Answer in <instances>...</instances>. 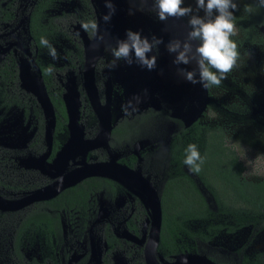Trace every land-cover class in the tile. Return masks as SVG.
Listing matches in <instances>:
<instances>
[{
  "label": "flooded vegetation",
  "instance_id": "1",
  "mask_svg": "<svg viewBox=\"0 0 264 264\" xmlns=\"http://www.w3.org/2000/svg\"><path fill=\"white\" fill-rule=\"evenodd\" d=\"M36 1L0 0V73L6 75L3 96L10 102L8 107H0L20 109L19 118L22 122L27 119L25 129L30 131L25 133L21 127L23 131H18L16 136L22 140L21 146L0 150V199L5 200H1L0 205L5 206L8 202L7 207H11L22 203L12 202L25 201L34 191L46 187L71 169L82 167V164L109 163V167L105 175L83 177L49 197L31 200L18 208L0 207V264L171 262L174 255L164 256L158 250L159 231L155 243L152 204L156 197L159 200L165 181L174 175L173 143L186 136L189 138L194 122L197 123L195 126L203 123L199 116L189 123L173 115L185 103L186 95L174 90L181 88L183 80L157 89V80L153 79L152 94L158 105L149 104L131 109L130 114L112 115L126 97L119 92L121 86L114 82L108 67V59L113 56L106 48L123 40V31L119 27L124 26V9L116 20L117 40L111 41L109 31L114 16L106 8L104 16L110 13V18L104 44H101V40H95L82 24L95 20L99 34L103 36L106 27L104 31L100 30L104 25L102 8L92 5L91 0H78L84 10L75 12L64 8L68 0H54L52 5L39 11L37 23L43 31L36 40L31 33L30 19ZM150 11L154 13L152 8ZM6 12L8 17L3 20ZM21 17L24 19L20 32H11ZM41 36H46L49 41L57 40L54 45L57 51L60 40L71 41V47L65 48L58 60L40 58V54L47 50L39 45ZM94 44L99 46L94 47ZM98 51L101 53L95 57L92 82L89 83L88 75L84 76L83 72L85 58L91 59ZM11 61L16 68L15 80H11L10 68L2 70ZM18 63L25 64L26 70H23L29 77L36 81L41 79L50 102L49 92L53 91L57 94L55 99L60 100V111L51 102L54 125L49 143L45 137L42 109L34 95L26 90L27 86L20 84ZM101 63L103 68H98ZM158 64L157 61L156 66ZM49 66L54 68L52 74L47 71ZM63 78L66 81L63 82ZM69 82L73 84L74 94L66 90ZM64 94L70 97L73 116L67 114ZM72 117L74 122H71L70 129L68 123ZM108 124L110 128L105 139L104 130ZM155 144L162 145L159 150L165 157L163 165L158 168L154 164L155 150H152ZM64 145L66 151L62 149ZM53 161L54 168L50 167ZM180 168L197 183L186 165ZM117 173L121 178L112 177L118 176ZM238 234H232L231 243L241 240Z\"/></svg>",
  "mask_w": 264,
  "mask_h": 264
},
{
  "label": "rangeland",
  "instance_id": "2",
  "mask_svg": "<svg viewBox=\"0 0 264 264\" xmlns=\"http://www.w3.org/2000/svg\"><path fill=\"white\" fill-rule=\"evenodd\" d=\"M103 1L106 4V8L114 16L113 24L109 31V39L111 41L117 40L116 20L122 8L125 13V21L124 26L121 25L119 30L123 31V40L127 38L126 34L128 30L137 31L142 37H147L150 41L153 36L162 40L158 45V50L154 49L153 52L148 53L149 56L154 54L157 56L156 63L158 61L159 64L155 68L148 69L146 66H142L135 60L134 53L131 64L120 60L117 61L115 68H110L115 78L114 82L121 86L119 89L120 94L126 97L122 105L126 104L133 97H139L138 104L134 101L135 109L149 104L158 105V101L152 94L153 79L157 80V89L169 85L173 81L178 84L179 79L182 77L178 69L182 68L191 71L196 67L194 62L187 65L175 64V53H170L167 49V44L171 40L177 38L183 40L186 37L189 30L188 17L179 19L170 17L167 21H161L155 11L154 13L150 11L153 8L154 0ZM67 2L68 4L64 8L68 10L73 9L75 12H83L84 7L78 0H68ZM108 3H111V9L107 6ZM184 3L185 6H191L194 13L197 11L196 0H184ZM145 8H149L150 10ZM199 15H204L202 10L199 11ZM23 19L24 17H21L19 22L10 31L19 33ZM258 29L264 36V22ZM56 41L53 39L50 42L54 46ZM67 47H71V41L60 40L59 57L63 55ZM239 52L240 59L237 62V67L228 74L219 87L206 89V95L201 85L199 88V82L194 84L184 77L185 82L189 83L187 85L188 89L190 87V90L194 91L195 99L188 107L184 105L182 109L176 110V113L173 115L181 117L184 121H189L199 109L201 105L199 101L205 97L206 103L199 116V120L203 123H216L223 126L226 134L225 142L235 150L244 165L243 176L248 180H258L264 175V40L259 44L245 45L239 49ZM40 58L52 59L48 55L47 50L44 51L43 55L40 54ZM111 61L112 57L108 59L109 63ZM60 62H63L62 59ZM103 65L101 63L98 68H103ZM159 68L163 69V71L161 72ZM198 79L199 73L197 72ZM64 80L66 81V78H63V82ZM122 105L118 111H112V115L119 116L126 113L122 110ZM115 106L117 108V103H115ZM131 109L129 108V111H132ZM12 110L0 107V150L2 151L19 147L22 140L16 138L17 133L18 131H23L21 127L25 129L28 122L26 121L27 119H25V122H22L19 118L20 109ZM28 132L30 133L29 130L26 131L25 129V133ZM154 146L152 147V150H155L154 164L158 168L163 165L165 157L159 150L162 145L155 144ZM1 187L2 185H0V190ZM159 188L160 185H158V191ZM202 192L209 206L213 207V202L207 193L204 190ZM204 224L195 221L187 224V226L191 229H202ZM238 232V238L241 237L239 242H241L248 235L249 228L244 227ZM238 243L231 248H223L221 246V239L213 237L207 243L196 242L197 249L194 252L188 253L213 257L217 263L220 261L238 263L242 255L250 258L255 253L264 251V229L252 235L250 241L241 249L237 248L240 245ZM235 248L237 249L235 250Z\"/></svg>",
  "mask_w": 264,
  "mask_h": 264
},
{
  "label": "trees",
  "instance_id": "3",
  "mask_svg": "<svg viewBox=\"0 0 264 264\" xmlns=\"http://www.w3.org/2000/svg\"><path fill=\"white\" fill-rule=\"evenodd\" d=\"M53 1L37 0L31 12V33L36 40L43 31L42 26L37 23L39 11L52 5ZM235 2L238 5L234 11L236 35L232 39L237 43L238 50L245 45L259 44L264 40L258 29L264 22V8L258 7V0ZM247 8L252 11H246ZM4 16L6 17H3V20L7 19V12ZM8 68L11 69V80H15L16 68L12 61L8 65L5 64L2 70L7 71ZM6 83V75L0 73V105L4 107L10 104L3 96ZM49 96L53 107L60 111V100L55 99L57 94L53 91L49 92ZM194 123L189 138L186 136L183 140L173 143L174 175L165 181L160 191L158 250L164 256L194 252L197 249L196 242L207 243L213 237L221 239L223 248H231L238 243L230 244L232 234L248 227V235L238 243L240 245L237 248L241 249L250 241L252 235L264 229V175L258 180H248L243 176L244 165L235 150L225 142L226 134L222 125L201 123L195 126L197 123ZM189 143H195L204 158L199 173L191 171L186 165L197 183L180 168L185 165V149ZM203 190L212 200L213 207L206 201ZM195 221L205 223L204 227L191 229L187 226ZM209 258L215 261V258ZM218 263L264 264V251L255 253L250 258L242 255L238 263Z\"/></svg>",
  "mask_w": 264,
  "mask_h": 264
},
{
  "label": "clouds",
  "instance_id": "4",
  "mask_svg": "<svg viewBox=\"0 0 264 264\" xmlns=\"http://www.w3.org/2000/svg\"><path fill=\"white\" fill-rule=\"evenodd\" d=\"M107 6L111 9V3ZM258 7L264 8V0H258ZM238 5L235 0H196L194 13L191 6H185L184 0H154L152 10L156 12L161 21L172 18L188 17V31L186 37L173 39L167 44L170 53H175L174 63L191 64L196 67L191 71L178 69V72L192 83H201L205 89L219 87L236 67L240 59V52L237 43L232 39L236 35V24L234 11ZM202 10L204 15H199ZM246 11L251 12V8ZM104 20L110 18V13L105 15ZM85 31L92 33L95 40H103L99 34V26L95 20L82 24ZM127 38L118 40L115 46L108 45L106 50H110L113 56L109 63V68H115L117 61L124 60L131 64L133 53L135 60L148 69L156 66L157 56L148 53L158 50L161 39L153 36L151 41L147 37H142L137 31L128 30ZM39 45L47 49L48 55L52 60H58L59 53L46 36H41ZM94 44V47H98ZM49 74L54 72V68L49 66ZM197 72L199 79L197 80ZM134 101L138 104L139 97H133L126 104L122 105V110L130 114L129 108L135 110ZM189 169L199 173L204 163L200 150L195 143H189L185 149V159L183 161Z\"/></svg>",
  "mask_w": 264,
  "mask_h": 264
},
{
  "label": "water",
  "instance_id": "5",
  "mask_svg": "<svg viewBox=\"0 0 264 264\" xmlns=\"http://www.w3.org/2000/svg\"><path fill=\"white\" fill-rule=\"evenodd\" d=\"M91 2H92V5H94V6H95V2H97L98 5L100 6V8H102L103 14H106V4H105V2L103 0H101V1H99V0H91ZM104 26L106 27L105 28L106 30L104 31L103 40H101V44H104L105 37H106V34H107V21H105V20H104ZM82 36H83L82 38L85 39V35L82 34ZM94 53L95 54H93V57L91 59L85 58V62H84L83 72H84V76L88 75L89 83L92 82V69H93L95 57L97 56L98 53H101V51L94 52ZM22 69L26 70L25 64L24 63H21V64L18 63V71H19L18 75H19V78H20V81H21L20 84L25 87V85H24V83H23V81L21 80V77H20V76H22V74H21V70ZM24 78H26V76H24ZM29 78L31 80L28 82L27 88L26 87L25 88H26L27 91L31 92L34 95V97L37 100L38 105L42 109V112H43V115H44V118H45V137H46V139H48V143H49L50 138H51V131H52V128H53V125H54V112H53L52 104L49 101L47 93H46V91H45V89H44V87L42 85L41 79L36 81L33 77H29ZM180 79L183 80V85L181 86V88H179V90L177 88V85H174L177 88V89H174V90L177 91V92L180 91L184 95H186V99H184L185 100L184 105H186V107H188L190 104H192L190 102L187 103V100L189 99L190 95H193V101L195 99L194 91L190 90V87L188 89L187 85H189V83L185 82L184 76H182ZM84 83H85V81H84ZM72 85L73 84L69 82L68 85L66 86V90L70 94H74V92H75L74 91V87ZM200 85L202 86V84L199 83V88H200ZM166 86H168V85H166ZM166 86H164V87H166ZM202 89H203V91H204V93L206 95V89L203 86H202ZM69 98H70L69 96H66L65 94L63 95V99H64L65 106H66V111H67L68 116L70 117L71 116V113H70V108L71 107L69 105ZM199 102H201V105H200L199 109L197 110V112L195 113V115L189 120V123L192 122L193 120H195L198 116H200V114H201V112H202V110H203V108L205 106L206 98L205 97L201 98V101H199ZM107 103H108V101H107ZM106 115L108 116L107 112H106ZM68 126L70 127V123H68ZM109 128H110V126L108 124V126H106L105 130H104L105 139L108 136ZM105 139H103V141H105ZM66 144L67 143H65V145ZM55 160H56V158H55ZM54 161L50 165V167H52V168H54L55 165H56ZM107 165H109V163H90V164L87 163V164H82V167H77V168L71 169L70 171H68L67 173L62 175L59 179L55 180L54 182H52L51 184L47 185L46 187H43L41 189H38V190L34 191L28 198H26L25 201H24V199H19V200H14L12 202V203H16V202L18 203V201H22V203H19L17 205L11 206V207H7V205H9L8 202H7L5 206L4 205H0V207L3 208V209L18 208V207H21L22 205L30 202L31 200H35V199L40 198V197H44V198L49 197V196L55 194L56 192H58L63 187L71 185V184L75 183L76 181L80 180L83 177H86V176H89V175H105L106 169L109 167V166L107 167ZM121 168L129 170V169L123 167V166H121ZM112 177H114L116 179H119V178H121V175L118 174V176H116V174H115V176H112ZM53 187H54V189L52 190V192H50ZM46 191H48V192L46 193ZM1 200H3V199H0V201ZM3 202H5V200H3ZM152 206H153L152 207V212H153V214L155 216V224H156V226H155L156 227L155 228V231H156L155 243H156L157 239H158V231H159V226H160V204H159L158 197L155 198V201L152 204ZM180 256L190 259V261L187 264H218L217 262L211 260L210 258H208L207 256H205L203 254L186 253V252L183 253V254L180 253V254L174 255L173 256L174 260H172L171 262H168L166 264H175L177 258H180Z\"/></svg>",
  "mask_w": 264,
  "mask_h": 264
},
{
  "label": "bare ground",
  "instance_id": "6",
  "mask_svg": "<svg viewBox=\"0 0 264 264\" xmlns=\"http://www.w3.org/2000/svg\"><path fill=\"white\" fill-rule=\"evenodd\" d=\"M99 1H101V0H99ZM95 4L97 5V8H100V6L98 5V3L97 2H95ZM103 17H104V14H103ZM102 17V19H103V23H104V18ZM100 30H103L104 31V25L102 26V28H100ZM104 34V33H103ZM21 74H22V76H20L21 77V80L23 81V83H24V85L25 86H28V82L30 81V78H29V76L27 75V73H26V71L25 70H21ZM24 76H26V78H24ZM129 82V81H128ZM136 86V85H135ZM134 86V87H135ZM188 102H190V103H193V95H190V97H189V99H188ZM70 113H71V110H70ZM71 116H73V113H71ZM73 119H74V117H72L70 120V129L72 128V124H71V122H74L73 121ZM14 124V123H13ZM15 125V124H14ZM17 125V124H16ZM12 126V125H11ZM67 146H64V148H63V150L64 151H66V148ZM183 254V253H182ZM209 258V257H208ZM190 261V259H188V258H185V257H181L180 256V258H177V260H176V262H175V264H187L188 262ZM219 264V263H218Z\"/></svg>",
  "mask_w": 264,
  "mask_h": 264
}]
</instances>
